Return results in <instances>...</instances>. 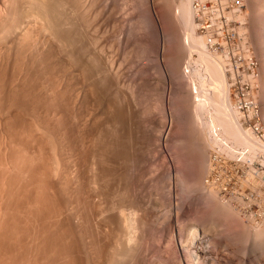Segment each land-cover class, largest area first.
<instances>
[{
    "label": "rangeland",
    "instance_id": "1",
    "mask_svg": "<svg viewBox=\"0 0 264 264\" xmlns=\"http://www.w3.org/2000/svg\"><path fill=\"white\" fill-rule=\"evenodd\" d=\"M29 1L33 0H0V116L3 114L7 122L6 126L0 117V165L3 163L0 183H4L0 184V264H264V218L244 214L206 183L211 145L200 121L209 119L210 111L197 108L194 86L200 80L197 74L191 75L192 69L189 75L186 71L192 64L195 68L199 66L201 74L206 73L203 65L195 63L198 54L190 55L185 28L178 21L176 11L181 0H46V5V1L34 0L33 9ZM50 1L56 2V7ZM189 1L191 4L192 0ZM244 3L238 19L245 23L241 21L238 32L253 63L239 61L244 65L240 66V77L232 90L250 92L261 109L264 130V36L261 33L264 28L260 31L264 26V0H244ZM47 5L49 11L45 10ZM30 8L32 12L38 9L36 14L33 12L35 15L42 12L43 25L39 13L38 18L30 15ZM55 8L62 12L58 19ZM63 13L67 14L65 18ZM142 16H148V21L142 20ZM192 17L195 22L193 9ZM44 18H50L51 25ZM27 19L38 26L29 23L30 26ZM52 19L58 22L55 20L53 24ZM22 22L26 25L22 26ZM39 24L43 28L47 26L46 32ZM28 25L34 31V36L31 34L34 40L39 32L40 41L36 44L33 38L30 41L33 46L27 44V37L23 40L22 33L28 32ZM195 31L199 35L197 26ZM48 52L51 54L47 55ZM36 58L42 60L38 62ZM224 73L231 88L229 76L225 70ZM231 101L234 105L233 98ZM58 106H62L61 111Z\"/></svg>",
    "mask_w": 264,
    "mask_h": 264
},
{
    "label": "built area",
    "instance_id": "2",
    "mask_svg": "<svg viewBox=\"0 0 264 264\" xmlns=\"http://www.w3.org/2000/svg\"><path fill=\"white\" fill-rule=\"evenodd\" d=\"M192 9L197 30L205 47L214 54L229 76L230 96L239 113L243 127L264 142L261 109L250 92L234 89L240 77L239 61L253 57L242 43L238 17L245 8L244 0H192ZM209 155V173L206 183L244 214L255 219L264 218V150L256 157L248 147L239 146L214 132ZM262 158L261 161L256 159Z\"/></svg>",
    "mask_w": 264,
    "mask_h": 264
},
{
    "label": "bare ground",
    "instance_id": "3",
    "mask_svg": "<svg viewBox=\"0 0 264 264\" xmlns=\"http://www.w3.org/2000/svg\"><path fill=\"white\" fill-rule=\"evenodd\" d=\"M17 1V0H16ZM24 1H26V0H24ZM34 1V0H33ZM32 1V2H33ZM43 1H46V0H43ZM47 1H49V0H47ZM47 1L45 2V5H46V3H47ZM59 1H61V0H59ZM72 1V0H71ZM70 1V2H71ZM76 1V0H75ZM3 2V1H2ZM30 2V1H29ZM28 2V3H29ZM32 2H30L29 4H32ZM37 2V1H36ZM41 2V1H40ZM50 2H52V1H50ZM50 2H48V4L50 3ZM63 2V1H62ZM69 2V1H68ZM141 2V1H140ZM144 2V1H143ZM148 2V1H147ZM25 3V2H24ZM27 3V4H28ZM38 3H39V1H38ZM44 3V2H43ZM55 3L56 2H54V4H53V2H52V4L54 5H52L51 4V7L53 6V8L54 7H56V5H55ZM72 3V2H71ZM74 3V2H73ZM78 3V2H77ZM76 3V4H77ZM7 4V3H6ZM14 4V3H13ZM12 4V5H13ZM17 4V3H16ZM26 4V3H25ZM26 4V5H27ZM28 4V5H29ZM34 4H36L35 3V1H34ZM34 4H32V5H30L31 6V8H32V6L34 5ZM76 4H73V5H76ZM140 4H142V2L140 3ZM4 5V4H3ZM42 5V4H41ZM40 5V6H41ZM57 5H58V3H57ZM68 5V4H67ZM66 5V6H67ZM73 5H71L70 4V6H73ZM78 5V4H77ZM91 5V4H90ZM93 5V4H92ZM103 5V4H102ZM134 5V4H133ZM136 5V4H135ZM9 6H10V4H9ZM13 6H15V5H13ZM12 6V7H13ZM19 6V5H18ZM17 5H16V7H18ZM39 6V7H40ZM43 6V5H42ZM59 6V5H58ZM79 6V5H78ZM84 6V5H83ZM88 6V5H87ZM142 6V5H141ZM23 7V6H22ZM27 7V6H26ZM34 7H35V5H34ZM38 7V9H43V8H39ZM61 7V6H60ZM64 7V6H63ZM177 7H179L178 9V11H176V12H179V14H178V18H179V20L178 21H181L182 22V24H181V26L183 25L184 26V28H185V30H184V28H183V26H182V28H183V30L185 31L184 33H185V40L188 42V48H189V50H190V52L189 53H191L190 55H194V54H192V53H196V54H198V58L195 60L196 62L195 63H199V65L201 64V65H203L204 66V70H205V73H206V75H204L203 73L201 74L199 71L201 70L200 68H198L197 66V68L198 69H200V70H198L197 68H195L194 66V68L191 66V65H188V67H190V69L189 70H187L186 72H187V74L189 75L190 73H191V69H192V74L191 75H198V77H199V80H200V82L198 81V77L197 78H195L194 80H196L197 79V81L199 82V83H193V84H195V88H194V95L197 97V100H195V101H198V102H196V103H198L197 104V108H199V109H202V108H204L205 109V111L206 110H208V112L210 113V118L209 119H206V120H203L202 119V121H200L201 122V126L203 127V130H205V132H207L206 133V135L208 134V136H209V141H210V145L212 144V141L211 140H213V135H214V132H221V134L224 136V137H226L227 139H229V140H231V141H233L234 143H236L237 145H239V146H243V147H248V148H250L251 150H252V152H253V155H254V157L256 156V153L259 151V149L261 150V148H262V146H263V150H264V142L263 141H261L256 135H254L252 132H250V131H248V130H245L242 126H241V124H240V122L238 121V113H237V111L235 110V108H234V105H233V103H232V101H231V96H230V90H229V86H228V81H227V76H226V74L224 73V70H223V67H222V65H221V63H220V61L218 60V58L214 55V54H212L206 47H205V44H204V40H203V38L201 37V36H199L197 33H196V22H194L193 20H192V7H191V4H190V1L189 0H181L180 1V3H179V6H177ZM19 8V7H18ZM21 8V7H20ZM24 8V7H23ZM31 8H30V10H31ZM47 8H50L48 5H47V7L45 8V10L47 9ZM62 8V7H61ZM77 8H79V7H77ZM85 8V7H84ZM92 8H94V7H92ZM96 8V7H95ZM141 8V7H140ZM14 9H15V7H14ZM27 9H28V7H27ZM33 9V8H32ZM37 9V8H36ZM38 9L36 10V11H38ZM51 9V8H50ZM57 9V12L59 11V9L58 8H55V10ZM66 9V8H65ZM71 9V8H70ZM70 9H68L69 11H70ZM7 10V9H6ZM11 10V9H10ZM16 10V9H15ZM22 10V9H21ZM26 10V9H25ZM34 10H35V8H34ZM33 10V12L35 13L36 11H34ZM44 10V9H43ZM48 10V9H47ZM52 10H54V9H52ZM54 10V11H55ZM73 10H75V8H73ZM79 10H80V8H79ZM86 10V9H85ZM122 10V9H121ZM262 10V9H261ZM20 11V10H19ZM49 11V10H48ZM60 11H62L61 9H60ZM76 11H78V10H76ZM82 11V10H81ZM132 11V10H131ZM144 11V10H143ZM16 12V11H15ZM28 13V11H25V13ZM30 12V11H29ZM31 12H32V10H31ZM31 13L30 15H32V17L34 16L35 18H38L39 16V20H41L42 22H40L42 25H43V22H44V20H42L43 18H42V14L40 15V13H42V12H38L39 13V16H37L38 15V13H37V15H35L34 13ZM44 12H46V11H44ZM51 12V11H50ZM71 12V11H70ZM85 12V11H84ZM87 12V11H86ZM11 13V12H10ZM14 13V12H13ZM47 13V12H46ZM49 13V12H48ZM52 13H54L55 14V12H52ZM59 13V12H58ZM58 13L56 14L57 15V19L60 17V13H62V12H60L59 13V15H58ZM74 12H72V14H73ZM76 13V12H75ZM101 13H102V11H101ZM148 13V12H147ZM261 13V12H260ZM17 14V13H16ZM21 14V13H20ZM29 14V13H28ZM34 14V15H33ZM50 14V13H49ZM54 14L52 15V16H54ZM66 14V13H65ZM64 13H63V16L65 15ZM69 14V13H68ZM93 14V13H92ZM141 14V13H140ZM142 14H143V12H142ZM141 14V15H142ZM22 15V14H21ZM23 15H25V14H23ZM47 15V14H46ZM51 15V14H50ZM67 15V14H66ZM74 15V14H73ZM72 15V16H73ZM77 15H78V13H77ZM88 15V14H87ZM86 15V16H87ZM91 15V14H90ZM89 15V16H90ZM144 15V14H143ZM16 16V15H15ZM27 17H28V15H26ZM48 17H49V15H47ZM68 16H70V14L68 15ZM67 16V18H69L70 19V17H68ZM81 16V15H80ZM79 16V17H80ZM98 16V15H97ZM104 16V15H103ZM193 16H194V13H193ZM10 17H13V16H10ZM24 17V16H23ZM21 18V19H25V18ZM29 17H31V16H29ZM28 17V18H29ZM33 17V18H34ZM43 17H44V14H43ZM143 17V16H142ZM141 17V18H142ZM145 17V16H144ZM143 17V19L142 20H144V21H148V16L147 17H145L144 18ZM253 17V16H252ZM263 17V16H262ZM0 18H1V16H0ZM6 18V17H5ZM9 18V17H8ZM17 18V17H16ZM47 18V17H46ZM46 18H44V19H46ZM53 18V17H52ZM55 18H56V16H55ZM64 18H65V16H64ZM63 18V19H64ZM78 18V17H77ZM81 18V17H80ZM87 18V17H86ZM99 18V17H98ZM243 18V17H242ZM255 18V17H254ZM20 19V20H21ZM38 19H36V21L38 22L39 20ZM133 19V18H132ZM240 19H241V17H240ZM245 19V18H244ZM262 19V18H261ZM1 20V19H0ZM9 20V19H8ZM31 20V18L29 19V21ZM33 20V19H32ZM56 19H52V23H53V21H55ZM65 20V19H64ZM73 20V19H72ZM80 20V19H79ZM78 20V21H79ZM88 20V19H87ZM150 20H152V18L151 19H149V21ZM256 20V19H255ZM254 20V21H255ZM263 20V19H262ZM261 20V21H262ZM22 21V20H21ZM23 21H25V20H23ZM27 21V23L29 24H33L34 22H28V19L26 20ZM35 21V20H34ZM46 21L48 22L49 21V25H51L50 23H51V21H50V18L47 20L46 19ZM57 22H58V20H56ZM55 21V22H56ZM59 21H60V19H59ZM144 21H142V22H144ZM242 22L244 21V20H241ZM260 21V22H261ZM264 21V20H263ZM6 22V21H5ZM13 22V21H12ZM11 22V23H12ZM64 22V21H63ZM71 22V21H70ZM105 22V21H104ZM145 22V23H146ZM17 23V22H16ZM23 23V22H22ZM26 23V22H25ZM39 23V22H38ZM81 23H83V22H81ZM98 23H99V20H98ZM137 23V22H136ZM243 23H245V22H243ZM2 24V23H1ZM19 24V23H18ZM29 24V25H30ZM34 24H36L37 25V23H34ZM33 24V25H34ZM41 24H39L40 26V29L41 28H43V27H41ZM44 24H46V23H44ZM54 24V23H53ZM65 24V23H64ZM75 24V23H74ZM103 24V23H102ZM147 24V23H146ZM262 24V23H261ZM260 24V25H261ZM6 25V24H5ZM8 25H9V23H8ZM11 25V24H10ZM13 25V24H12ZM22 26L23 25H26V24H21ZM28 25V28H27V26H26V28H27V31L28 32H25L24 30H25V28H24V32L22 33L21 32V30H18V32L20 31L21 33H22V35H24L23 36V38L24 37H27L26 38V42H27V44H29V46H33V42H35V44H36V42H39L40 40H39V30L37 31L38 32V34H37V32L35 31V35L37 34L38 36H35V40H34V38L32 37V35H33V30H32V27H30ZM32 25V26H33ZM47 25V24H46ZM69 25V24H68ZM81 25V24H80ZM84 25V24H83ZM142 25V24H141ZM154 25V24H153ZM245 25V24H244ZM262 25H264V23L262 24ZM4 26V25H3ZM35 26V25H34ZM38 26V25H37ZM62 26V25H61ZM75 26H77V25H75ZM74 26V27H75ZM107 26V25H106ZM156 26V25H155ZM6 27V26H5ZM65 27H67V25L65 26ZM71 27H73L72 25H71ZM84 27V26H83ZM89 27V26H88ZM87 27V28H88ZM91 27V26H90ZM138 27H139V25H138ZM142 27H144V26H142ZM4 28V27H3ZM7 28V27H6ZM10 28V27H9ZM12 28H14V27H12ZM36 28V27H35ZM45 28V29H44ZM43 29L45 30V32H46V28H47V26H45ZM52 28V27H51ZM69 28V27H68ZM75 28H79V27H75ZM81 28V27H80ZM95 28L97 29V28H99V27H96L95 26ZM264 28V26H261V29H260V31L262 30ZM15 29V28H14ZM17 29V28H16ZM33 29H34V27H33ZM37 29V28H36ZM48 29H49V26H48ZM53 29V28H52ZM55 29V28H54ZM60 29H61V27H60ZM59 29V30H60ZM64 29V28H63ZM66 29V28H65ZM64 29V30H65ZM71 29V28H70ZM69 29V30H70ZM122 29V28H121ZM130 29V28H129ZM144 29V28H143ZM29 30H32L31 32H29ZM35 30V29H34ZM42 30V29H41ZM74 30V29H73ZM92 30V29H91ZM12 31H13V29H12ZM15 31V30H14ZM49 31V30H48ZM47 31V32H48ZM51 31V30H50ZM63 31V30H62ZM67 31V30H66ZM66 31H64V33L66 32ZM72 30H70V32H71ZM75 31V30H74ZM73 31V32H74ZM263 31V30H262ZM9 32V31H8ZM7 32V33H8ZM41 32V31H40ZM53 32V31H52ZM59 32V31H58ZM69 32V33H70ZM152 32V31H151ZM25 33H27L28 35H26L25 36ZM43 33H44V31H43ZM62 33V32H61ZM67 33V32H66ZM112 33V32H111ZM262 33V36H264V31L263 32H261ZM12 34V33H11ZM32 34V35H31ZM42 34V33H41ZM73 34V33H72ZM75 34H76V32H75ZM79 34V33H78ZM95 34V33H94ZM151 34V33H150ZM260 34V33H259ZM7 35V34H6ZM54 35V34H53ZM56 35V34H55ZM62 35H64L63 33H62ZM68 35V34H67ZM77 35V34H76ZM2 36V35H1ZM34 36V35H33ZM70 36V35H69ZM75 36V35H74ZM120 36V35H119ZM118 36V37H119ZM129 36V35H128ZM37 37V38H36ZM40 37H42V35L40 36ZM44 37V36H43ZM48 37H50L51 38V36L50 35H48ZM47 37V39H49ZM64 37H66L67 38V36H66V34H65V36ZM64 37H61L62 39L64 38ZM146 37V36H145ZM2 38V37H1ZM33 38V39H32ZM54 38V37H53ZM72 38V37H71ZM87 38V37H86ZM89 38V37H88ZM183 38V37H182ZM7 39V38H6ZM14 39V38H13ZM21 39V38H20ZM31 39H32V41L33 42H30L31 41ZM37 39H38V41H37ZM56 39H57V37H56ZM61 39V40H62ZM65 39V38H64ZM117 39V38H116ZM23 40H25V38L23 39ZM43 40V38L41 39V41ZM53 40V39H52ZM57 40H60V39H57ZM66 40V39H65ZM68 40H69V38H68ZM67 40V41H68ZM71 40V39H70ZM69 40V41H70ZM45 41H47V40H45ZM49 41V40H48ZM74 41V40H73ZM72 41V42H73ZM140 41H141V39H140ZM7 42V41H6ZM11 42V41H10ZM20 42V41H19ZM29 42V43H28ZM54 42V41H53ZM56 42V41H55ZM54 42V43H55ZM60 42V41H59ZM85 42H87V41H85ZM264 42V41H263ZM8 43V42H7ZM24 44H26L25 43V41L23 42ZM22 43V44H23ZM30 43H32V44H30ZM45 43V42H44ZM74 43V42H73ZM77 43V42H76ZM81 43V42H80ZM26 44V45H27ZM52 44V43H51ZM56 44H57V42H56ZM64 44V43H63ZM67 44V43H66ZM65 44V45H66ZM69 44V43H68ZM70 44H72V43H70ZM186 44V43H185ZM46 45V44H45ZM53 45V44H52ZM55 45V44H54ZM53 45V46H54ZM89 45V44H88ZM103 45V44H102ZM182 45V44H181ZM29 46H27V47H29ZM41 46V45H40ZM39 46V47H40ZM59 46H60V44H59ZM64 46V45H63ZM78 46V45H77ZM77 46H75V47H77ZM101 46V45H100ZM149 46V45H148ZM42 47L44 48V45H42ZM41 47V48H42ZM71 47H73V46H71ZM70 47V48H71ZM74 47V48H75ZM9 48H10V46H9ZM15 48V47H14ZM19 48V47H18ZM55 48V47H54ZM150 48V47H149ZM181 48H183V47H181ZM5 49V48H4ZM3 49V50H4ZM34 49V48H33ZM36 49H37V47H36ZM36 49H34V50H36ZM39 49V48H38ZM37 49V50H38ZM46 49V48H45ZM48 49V48H47ZM58 49V48H57ZM64 50H65V48H63ZM93 49V48H92ZM186 49V48H185ZM2 50V49H1ZM8 50V49H7ZM41 50V49H40ZM52 50V49H51ZM94 50V49H93ZM11 51V50H10ZM17 51V50H16ZM62 51V50H61ZM67 51V50H66ZM72 51V50H71ZM71 51H69V53L71 52ZM78 51V50H77ZM81 51V50H80ZM92 51V50H91ZM141 51V50H140ZM185 51V50H184ZM34 52V51H33ZM45 52V51H44ZM50 52V51H49ZM48 52V54L47 55H50L51 53H49ZM11 53V52H10ZM30 53V52H29ZM32 53V52H31ZM35 53V52H34ZM37 53V52H36ZM39 53V52H38ZM37 53V54H38ZM40 53H42V51H40ZM46 53V52H45ZM54 53V52H53ZM61 53V52H60ZM76 53V52H75ZM90 53V52H89ZM93 53V52H92ZM104 53V52H103ZM3 54H4V52H3ZM26 54V53H25ZM57 54V53H56ZM55 54V55H56ZM65 54V53H64ZM78 54H80V53H78ZM88 54V53H87ZM9 55V54H8ZM30 55V54H29ZM32 55H33V53H32ZM58 55V54H57ZM75 55V54H74ZM94 55V54H93ZM95 55H96V53H95ZM110 55V54H109ZM152 55V54H151ZM154 55V54H153ZM35 56V55H34ZM39 56V55H38ZM60 56V55H59ZM62 56V55H61ZM101 56V55H100ZM184 56V55H183ZM189 56V55H188ZM7 57V56H6ZM18 57V56H17ZM21 57V56H20ZM27 57V56H26ZM33 57V56H32ZM31 57V58H32ZM44 57H46V55L44 56ZM67 57H68V55H67ZM69 57H70V55H69ZM73 56H71V58H72ZM103 57H104V55H103ZM106 57V56H105ZM192 57H194V56H192ZM25 58V57H24ZM55 58V57H54ZM96 58V57H95ZM191 58V57H190ZM5 59V58H4ZM29 59V58H28ZM49 59V58H48ZM51 59V58H50ZM64 59H66V58H64ZM70 59V58H69ZM138 59V58H137ZM144 59V58H143ZM176 59V58H175ZM25 60V59H24ZM31 60V59H30ZM29 60V61H30ZM36 60H38L37 58H36ZM36 60H34V61H36ZM42 60V59H41ZM41 60H38V62L39 61H41ZM52 60H53V58H52ZM80 60H82L81 58H80ZM140 60V59H139ZM155 60V59H154ZM3 61V60H2ZM44 61V60H43ZM58 61H60V60H58ZM63 61V60H62ZM70 61H71V59H70ZM69 61V62H70ZM132 61H135V60H132ZM27 62V61H26ZM32 62H33V60H32ZM55 62H56V60H55ZM67 62V61H66ZM130 62V61H129ZM180 62V61H179ZM31 63V62H30ZM29 63V64H30ZM34 63V62H33ZM58 63V62H57ZM84 63V62H83ZM82 63V64H83ZM94 63V62H93ZM189 63H190V61H189ZM16 64V63H15ZM21 64V63H20ZM25 64V63H24ZM60 64H62V63H60ZM64 64V63H63ZM85 64V63H84ZM103 64H105V62L103 63ZM194 64V63H193ZM196 64V65H197ZM26 65H28V64H26ZM38 65V64H37ZM56 65V64H55ZM54 65V66H55ZM59 65V64H58ZM67 65V64H66ZM88 65V64H87ZM90 65V64H89ZM25 66V65H24ZM65 66V65H64ZM63 66V67H64ZM93 66V65H92ZM179 66V65H178ZM11 67V66H10ZM15 67V66H14ZM13 67V68H14ZM28 67V66H27ZM33 67H35V66H33ZM81 67V66H80ZM84 67V66H83ZM202 67V66H201ZM5 68V67H4ZM37 68V67H36ZM35 68V69H36ZM50 68H52V67H50ZM61 68V67H60ZM67 68V67H66ZM69 68V67H68ZM76 68V67H75ZM78 68V67H77ZM114 68V67H113ZM179 68V67H178ZM43 69V68H42ZM46 69V68H45ZM70 69V68H69ZM99 69V68H98ZM104 69V68H103ZM188 69V68H187ZM203 69V68H202ZM53 70V69H52ZM55 70V69H54ZM73 70V69H72ZM82 70V69H81ZM178 70V69H177ZM15 71V70H14ZM33 71H35L34 69H33ZM48 71V70H47ZM63 71H64V69H63ZM77 71V70H76ZM87 71L89 72V70L87 69ZM93 71V70H92ZM91 71V72H92ZM169 71H170V69H169ZM183 71H185L184 70V68H183ZM17 72V71H16ZM44 72V71H43ZM50 72V71H49ZM81 72V71H80ZM95 72V71H94ZM102 72V71H101ZM141 72H142V70H141ZM1 73H2V71H1ZM184 73V72H183ZM70 74V73H69ZM68 74V75H69ZM81 74H83V73H81ZM93 74V73H92ZM141 74V73H140ZM174 74V73H173ZM186 74V73H185ZM4 75H5V73H4ZM17 75V74H16ZM15 75V76H16ZM28 75V74H27ZM26 75V76H27ZM39 75V74H38ZM51 75V74H50ZM56 75V74H55ZM54 75V76H55ZM73 75V74H72ZM84 75V74H83ZM87 75V74H86ZM88 75H90L89 73H88ZM113 75H114V73H113ZM112 75V76H113ZM180 75V74H179ZM183 75V74H182ZM204 75V76H203ZM1 76V75H0ZM91 76V75H90ZM185 76V75H184ZM3 77V76H2ZM8 77V76H7ZM25 77V76H24ZM41 77V76H40ZM40 77H39V79H40ZM58 77V76H57ZM88 77V76H87ZM116 77V76H115ZM193 77V76H192ZM13 78V77H12ZM26 78V77H25ZM35 77H33V79H34ZM59 78V77H58ZM81 78V77H80ZM187 78V77H186ZM188 78H189V76H188ZM62 79V78H61ZM133 79V78H132ZM174 79H176V78H174ZM185 79V78H184ZM17 80V79H16ZM15 80V81H16ZM48 80V79H47ZM57 80V79H56ZM88 80V79H87ZM92 80V79H91ZM191 80V79H190ZM193 80V79H192ZM9 81V80H8ZM52 81V80H51ZM55 81V80H54ZM58 81V80H57ZM90 81V80H89ZM110 81V80H109ZM136 81V80H135ZM19 82V81H18ZM17 82V83H18ZM44 82V81H43ZM68 82V81H67ZM88 82V81H87ZM86 82V83H87ZM107 82V81H106ZM55 83V82H54ZM57 83V82H56ZM55 83V84H56ZM70 83V82H69ZM81 83V82H80ZM26 84V83H25ZM29 84H31V83H29ZM43 84V83H42ZM49 84V83H48ZM63 84V83H62ZM47 85V84H46ZM65 85V84H64ZM19 86V85H18ZM53 86V85H52ZM60 86V85H59ZM77 86V85H76ZM75 86V87H76ZM87 86V85H86ZM91 86V85H90ZM93 86V85H92ZM97 86V85H96ZM67 87V86H66ZM72 87V86H71ZM99 87V86H98ZM101 87V86H100ZM164 87V86H163ZM13 88V87H12ZM22 88V87H21ZM27 88H28V86H27ZM42 88V87H41ZM53 88V87H52ZM64 88V87H63ZM70 88V87H69ZM78 88V87H77ZM76 88V89H77ZM82 88V87H81ZM102 88H104V87H102ZM110 88V87H109ZM43 89V88H42ZM88 89V88H87ZM112 89V88H111ZM1 90V89H0ZM50 90V89H49ZM61 90V89H60ZM92 90V89H91ZM96 90V89H95ZM99 90V89H98ZM110 90V89H109ZM20 91V90H19ZM39 91V90H38ZM58 91V90H57ZM62 91V90H61ZM85 91V90H84ZM116 91V90H115ZM193 91V90H192ZM14 92V91H13ZM64 92V91H63ZM62 92V93H63ZM79 92V91H78ZM87 92V91H86ZM54 93H56V91L54 92ZM61 93V92H60ZM85 93V92H84ZM193 93V92H192ZM19 94H20V92H19ZM47 94V93H46ZM53 94V93H52ZM81 94V93H80ZM80 94H78V95H80ZM109 94V93H108ZM12 95V94H11ZM22 95V94H21ZM54 95V94H53ZM53 95H52V97H53ZM102 95V94H101ZM106 95H107V92H106ZM4 96V95H3ZM2 96V97H3ZM20 96V95H19ZM72 96V95H71ZM83 96V95H82ZM161 96V95H160ZM17 97V96H16ZM37 97V96H36ZM85 97V96H84ZM106 97V96H105ZM122 97V96H121ZM24 98V97H23ZM61 98V97H60ZM108 98V97H107ZM163 98V97H162ZM195 98V97H194ZM17 99V98H16ZM77 99H80V98H77ZM94 99V98H93ZM135 99V98H134ZM4 100V99H3ZM51 100H54V99H51ZM87 100V99H86ZM90 100V99H89ZM104 100V99H103ZM163 100V99H162ZM6 101V100H5ZM35 101V100H34ZM80 101H81V99H80ZM113 101V100H112ZM158 101V100H157ZM37 102H38V100H37ZM119 102V101H118ZM4 103V102H3ZM15 103V102H14ZM17 103V102H16ZM98 103V102H97ZM129 103V102H128ZM153 103V102H152ZM0 104H2V103H0ZM19 104V103H18ZM65 104V103H64ZM88 104V103H87ZM39 105V104H38ZM52 105V104H51ZM119 105V104H118ZM159 105V104H158ZM164 105V104H163ZM1 106V105H0ZM34 106V105H33ZM46 106V105H45ZM65 106V105H64ZM100 106V105H99ZM103 106V105H102ZM108 106V105H107ZM133 106V105H132ZM155 106V105H154ZM161 106V105H160ZM59 107V106H58ZM98 107V106H97ZM163 107H165V106H163ZM2 108V107H1ZM14 108V107H13ZM12 108V109H13ZM57 108V107H56ZM61 108H62V106H61ZM60 107H59V109H58V111H61L60 109H61ZM64 108H66V107H64ZM101 108V107H100ZM196 108V109H197ZM36 109V108H35ZM69 109V108H68ZM203 109V110H204ZM4 110V109H3ZM75 110V109H74ZM161 110V109H160ZM9 111V110H8ZM72 111V110H71ZM87 111V110H86ZM89 111V110H88ZM97 111V110H96ZM127 111V110H126ZM198 111V110H197ZM5 112V111H4ZM3 112V113H4ZM47 112H48V109H47ZM67 112V111H66ZM77 112V111H76ZM143 112V111H142ZM202 112V111H201ZM1 113V112H0ZM27 113V112H26ZM46 113V112H45ZM57 113V112H56ZM85 113V112H84ZM118 113V112H117ZM159 113V112H158ZM199 113V111L197 112V114ZM207 113V112H206ZM10 114V113H9ZM24 114V113H23ZM83 114V113H82ZM208 114V113H207ZM206 114V115H207ZM3 114H1V116H2ZM5 115V114H4ZM22 115V114H21ZM45 115V114H44ZM50 115V114H49ZM63 115V114H62ZM87 115H88V113H87ZM0 116V117H1ZM46 116V115H45ZM56 116V115H55ZM65 116V115H64ZM80 116V115H79ZM79 116H77V117H79ZM141 116V115H140ZM145 116V115H144ZM198 116H199V114H198ZM197 117V116H196ZM200 117H201V114H200ZM199 117V119H201ZM204 117V116H203ZM2 118H3V116H2ZM72 118V117H71ZM76 118V117H75ZM118 118V117H117ZM135 118V117H134ZM133 118V119H134ZM166 118V117H165ZM4 119V123L6 124L7 122H6V120H5V118H3ZM3 119L1 120V121H3ZM8 119V118H7ZM79 119V118H78ZM124 119V118H123ZM84 120V119H83ZM114 120V119H113ZM7 121H9V119L7 120ZM76 121H78V120H76ZM136 121V120H135ZM17 122V121H16ZM25 122V121H24ZM164 122V121H163ZM52 123V122H51ZM119 123V122H118ZM121 123V122H120ZM9 124V123H8ZM60 124V123H59ZM96 124V123H95ZM164 124V123H163ZM166 124V123H165ZM40 125V124H39ZM45 125V124H44ZM98 125V124H97ZM2 126H3V124H2ZM1 126V127H2ZM6 126H7V124H6ZM5 125L3 126V127H6ZM9 126V125H8ZM11 126H12V124H11ZM37 126V125H36ZM46 126V125H45ZM61 126V125H60ZM88 126V125H87ZM110 126V125H109ZM78 127H79V125H78ZM90 127V126H89ZM14 128V127H13ZM38 128V127H37ZM47 128V127H46ZM52 128V127H51ZM56 128V127H55ZM92 128V127H91ZM5 129V128H4ZM11 129V128H10ZM20 129V128H19ZM164 129V128H163ZM6 130V129H5ZM8 130V129H7ZM6 130V131H7ZM11 130H13V129H11ZM18 130V129H17ZM64 130V129H63ZM76 130V129H75ZM92 130V129H91ZM165 130H166V127H165ZM52 131V130H51ZM121 131V130H120ZM16 132V131H15ZM64 132V131H63ZM83 132V131H82ZM160 132H161V130H160ZM12 133V132H11ZM70 133V132H69ZM26 134V133H25ZM34 134V133H33ZM102 134V133H101ZM174 134V133H173ZM5 135V134H4ZM16 135V134H15ZM18 135H20V134H18ZM60 135V134H59ZM68 135V134H67ZM76 135V134H75ZM85 135V134H84ZM87 135V134H86ZM91 135V134H90ZM116 135V134H115ZM163 135V134H162ZM179 135V134H178ZM17 136V135H16ZM46 136V135H45ZM58 136V135H57ZM81 136V135H80ZM83 136V135H82ZM102 136V135H101ZM1 137V136H0ZM53 137V136H52ZM175 137V136H174ZM6 138V137H5ZM4 138V139H5ZM207 138V137H206ZM3 139V138H2ZM10 139V138H9ZM28 139H30V138H28ZM43 139V138H42ZM50 139V138H49ZM155 139V138H154ZM18 140H20L19 138H18ZM24 140V139H23ZM22 140V141H23ZM41 140V139H40ZM61 140V139H60ZM115 140V139H114ZM128 140V139H127ZM140 140V139H139ZM178 140V139H177ZM208 140V139H207ZM1 141V140H0ZM37 141L39 142V139L37 138ZM45 141V140H44ZM65 141H67V140H64V142ZM259 141V142H258ZM21 142V141H20ZM41 142V141H40ZM47 142V141H46ZM117 142V141H116ZM129 142V141H128ZM158 142V141H157ZM208 142V141H207ZM5 143V142H4ZM16 143V142H15ZM44 143V142H43ZM54 143H55V141H54ZM143 143V142H142ZM180 143V142H179ZM13 144V143H12ZM59 144V143H58ZM261 144V145H260ZM24 145V144H23ZM26 145V144H25ZM60 145V144H59ZM79 145V144H78ZM81 145V144H80ZM160 145V144H159ZM209 145V146H210ZM6 146V145H5ZM8 146V145H7ZM87 146V145H86ZM92 146V145H91ZM208 146V147H209ZM19 147V146H18ZM24 147V146H23ZM39 147V146H38ZM66 147V146H65ZM26 148V147H25ZM33 148V147H32ZM48 148V147H47ZM60 148V147H59ZM96 148V147H95ZM3 149H4V147H3ZM3 149H1V150H3ZM16 149V148H15ZM8 150V149H7ZM39 150H40V148H39ZM38 150V151H39ZM75 150V149H74ZM88 150V149H87ZM125 150V149H124ZM4 151V150H3ZM19 151V150H18ZM22 151V150H21ZM24 151V150H23ZM33 151V150H32ZM46 151V150H45ZM208 151V150H207ZM80 152V151H79ZM97 152V151H96ZM122 152V151H121ZM14 153H15V151H14ZM20 153V152H19ZM19 153H17V154H19ZM37 153V152H36ZM60 153V152H59ZM80 154V153H79ZM119 154V153H118ZM183 154V153H182ZM16 155V154H15ZM46 155V154H45ZM87 155V154H86ZM2 156V155H1ZM18 156V155H17ZM80 156V155H79ZM90 156V155H89ZM107 156V155H106ZM22 157V156H21ZM66 157V156H65ZM73 157V156H72ZM15 158H17L16 156H15ZM25 158H26V156H25ZM57 158H59V157H57ZM62 158V157H61ZM19 159V158H18ZM22 159V158H21ZM20 159V160H21ZM34 159V158H33ZM141 159V158H140ZM23 160V159H22ZM2 161V160H1ZM15 161V160H14ZM62 161V160H61ZM60 161V162H61ZM74 161V160H73ZM83 161V160H82ZM20 162V161H19ZM22 162V161H21ZM47 162H48V160H47ZM179 162V161H178ZM16 163V162H15ZM58 163V162H57ZM56 163V164H57ZM77 163V162H76ZM81 163V162H80ZM116 163V162H115ZM181 163V162H180ZM22 164V163H21ZM43 164V163H42ZM46 164V163H45ZM90 164V163H89ZM1 165L3 166V163L1 162ZM0 165V166H1ZM5 165V164H4ZM19 165H20V163H19ZM38 165V164H37ZM47 165V164H46ZM76 165V164H75ZM104 165V164H103ZM10 166V165H9ZM16 166V165H15ZM22 166V165H21ZM41 166V165H40ZM61 166V165H60ZM63 166V165H62ZM79 166H81V165H79ZM88 166V165H87ZM127 166V165H126ZM131 166V165H130ZM204 166V165H203ZM6 167V166H5ZM17 167V166H16ZM25 166H23V168H24ZM38 167V166H37ZM51 167V166H50ZM205 167V166H204ZM8 168H11V167H8ZM8 168H7V170H8ZM21 168V167H20ZM45 168V167H44ZM47 168V167H46ZM83 168V167H82ZM2 169H4L5 170V168L4 167H2ZM17 169V168H16ZM128 169V168H127ZM141 169V168H140ZM206 169V168H205ZM10 170V169H9ZM15 170V169H14ZM19 170V169H18ZM71 170V169H70ZM86 170V169H85ZM0 171H1V169H0ZM11 171V170H10ZM75 171V170H74ZM101 171V170H100ZM104 171V170H103ZM2 172V171H1ZM6 172V171H5ZM12 172H13V170H12ZM26 172V171H25ZM29 172V171H28ZM38 172V171H37ZM61 172V171H60ZM8 173V172H7ZM15 173V172H14ZM99 173V172H98ZM131 173V172H130ZM137 173V172H136ZM140 173V172H139ZM204 173H205V171H204ZM1 174V173H0ZM25 174V173H24ZM101 174V173H100ZM120 174V173H119ZM141 174V173H140ZM151 174V173H150ZM6 175V174H5ZM11 175V174H10ZM13 175V174H12ZM118 175V174H117ZM3 176H4V173H3ZM27 176V175H26ZM36 176V175H35ZM68 176V175H67ZM66 176V177H67ZM113 176V175H112ZM179 176V175H178ZM1 177V176H0ZM9 177V176H8ZM13 177V176H12ZM22 177V176H21ZM25 177V176H24ZM29 177V176H28ZM31 177H33V176H31ZM69 177V176H68ZM86 177H87V175H86ZM85 177V178H86ZM2 178V177H1ZM5 178V177H4ZM10 178V177H9ZM49 178V177H48ZM79 178V177H78ZM101 178V177H100ZM104 178V177H103ZM112 178V177H111ZM12 179V178H11ZM5 181H7V180H5ZM41 181V180H40ZM48 181H49V179H48ZM56 181V180H55ZM87 181V180H86ZM94 181V180H93ZM98 181V180H97ZM105 181V180H104ZM120 181V180H119ZM187 181V180H186ZM9 182V181H8ZM13 182H15V181H13ZM50 182V181H49ZM53 182V181H52ZM181 182H183L182 180H181ZM184 182H185V180H184ZM193 182V181H192ZM201 182V181H200ZM59 183V182H58ZM70 183V182H69ZM97 183V182H96ZM1 185L2 184H4V183H0ZM67 184V183H66ZM184 184V183H183ZM183 184H182V186H183ZM186 184H187V182H186ZM199 184V183H198ZM0 185V186H1ZM43 185V184H42ZM84 185V184H83ZM86 185V184H85ZM190 185V184H189ZM5 186V185H4ZM18 186V185H17ZM135 186V185H134ZM181 186V185H180ZM186 186V185H185ZM202 186V185H201ZM14 187V186H13ZM50 187H52V185L50 186ZM69 187V186H68ZM88 187V186H87ZM91 187V186H90ZM93 187V186H92ZM101 187V186H100ZM103 187V186H102ZM104 187H106V186H104ZM125 187V186H124ZM133 187V186H132ZM196 187H198V186H196ZM35 188V187H34ZM53 188V187H52ZM109 188V187H108ZM120 188V187H119ZM7 189V188H6ZM186 189V188H185ZM2 190H4V189H2ZM9 190V189H8ZM15 190V189H14ZM34 190V189H33ZM180 190H181V188H180ZM211 190H213V189H211ZM39 191V190H38ZM45 191V190H44ZM80 191V190H79ZM104 191V190H103ZM55 192V191H54ZM75 192V191H74ZM101 192V191H100ZM114 192V191H113ZM122 192V191H121ZM214 192V191H213ZM2 193H3V191H2ZM7 193V192H6ZM48 193V192H47ZM51 193V192H50ZM57 193V192H56ZM55 193V194H56ZM82 193V192H81ZM87 193V192H86ZM108 193V192H107ZM107 193H106V195H107ZM110 193H112V192H110ZM187 193V192H186ZM16 194V193H15ZM63 194V193H62ZM94 194V193H93ZM100 194V193H99ZM109 194V193H108ZM117 194V193H116ZM184 194V193H183ZM211 194V193H210ZM216 193H214V195H215ZM2 195V194H1ZM0 195V196H1ZM7 195V194H6ZM30 195V194H29ZM49 195V194H48ZM43 196H45V194L43 195ZM85 196H86V194H85ZM94 196V195H93ZM105 196V195H104ZM108 196V195H107ZM123 196V195H122ZM209 196V195H208ZM12 198H14L13 196H11ZM34 197V196H33ZM37 197V196H36ZM42 197V196H41ZM60 197H62V196H60ZM77 197V196H76ZM103 197V196H102ZM214 197V196H213ZM45 198V197H44ZM49 198V197H48ZM52 198V197H51ZM118 198V197H117ZM123 198V197H122ZM134 198V197H133ZM208 198V197H207ZM210 198V197H209ZM20 199V198H19ZM34 199V198H33ZM41 199V198H40ZM66 199V198H65ZM64 199V200H65ZM106 199H107V197H106ZM111 199V198H110ZM2 200V199H1ZM8 200V199H7ZM38 201H40V200H38ZM45 201V200H44ZM79 201V200H78ZM77 201V202H78ZM117 201V200H116ZM211 201V200H210ZM216 201V200H215ZM62 202V201H61ZM87 202V201H86ZM112 202V201H111ZM110 202V203H111ZM7 203V202H6ZM53 203H54V201H53ZM103 203V202H102ZM122 203V202H121ZM120 203V204H121ZM25 204V203H24ZM32 204V203H31ZM45 204V203H44ZM123 204V203H122ZM141 204V203H140ZM8 205V204H7ZM10 205V204H9ZM35 205V204H34ZM50 205V204H49ZM56 205V204H55ZM60 205V204H59ZM73 205V204H72ZM216 205V204H215ZM223 205V204H222ZM11 206V205H10ZM13 206V205H12ZM26 206V205H25ZM40 206V205H39ZM42 206V205H41ZM47 207V206H46ZM116 207V206H115ZM9 208V207H8ZM18 208V207H17ZM43 208V207H42ZM55 208H57V207H55ZM224 208V207H223ZM230 207H228V209H229ZM35 209V208H34ZM46 209V208H45ZM61 209V208H60ZM108 209V208H107ZM227 209V210H228ZM15 210V209H14ZM39 210V209H38ZM59 210V209H58ZM116 210V209H115ZM225 210V209H224ZM43 211V210H42ZM52 211V210H51ZM96 211V210H95ZM137 211H139V210H137ZM8 212V211H7ZM69 212V211H68ZM113 212V211H112ZM120 212V211H119ZM212 212V211H211ZM223 212V211H222ZM12 213V212H11ZM37 213V212H36ZM228 213V212H227ZM42 214V213H41ZM49 214V213H48ZM91 214V213H90ZM115 214V213H114ZM213 214V213H212ZM229 214V213H228ZM43 215V214H42ZM63 215V214H62ZM104 215V214H103ZM6 216V215H5ZM21 216V215H20ZM32 216V215H31ZM47 216V215H46ZM92 216V215H91ZM90 216V217H91ZM105 216V215H104ZM39 217V216H38ZM103 217V216H102ZM157 217V216H156ZM27 218V217H26ZM40 218V217H39ZM50 218V217H49ZM61 218V217H60ZM88 218V217H87ZM122 218V217H121ZM138 218V217H137ZM162 218V217H161ZM209 218H210V216H209ZM111 219V218H110ZM1 220V219H0ZM11 220V219H10ZM51 220V219H50ZM126 220V219H125ZM29 221H31V220H29ZM61 221V220H60ZM101 221H102V219H101ZM111 221V220H110ZM106 222V221H105ZM108 222V221H107ZM106 222V223H107ZM116 222V221H115ZM114 222V223H115ZM6 223V222H5ZM37 223V222H36ZM72 223V222H71ZM117 223V222H116ZM150 223V222H149ZM51 224V223H50ZM80 224V223H79ZM92 224V223H91ZM2 225H4V224H2ZM7 225H9V224H7ZM24 225V224H23ZM61 225V224H60ZM72 225H74V224H72ZM94 225V224H93ZM117 225V224H116ZM33 226V225H32ZM134 226V225H133ZM153 226V225H152ZM159 226V225H158ZM36 227H39V226H36ZM126 227H127V225H126ZM148 227V226H147ZM252 227V226H251ZM1 228H2V226H1ZM0 228V229H1ZM33 228V227H32ZM92 228H93V226H92ZM24 229V228H23ZM65 229V228H64ZM105 229V228H104ZM146 229V228H145ZM256 229V228H255ZM47 230V229H46ZM45 230V231H46ZM252 230V229H251ZM11 231V230H10ZM36 231V230H35ZM44 231V232H45ZM73 231V230H72ZM142 231V230H141ZM140 231V232H141ZM232 231H233V229H232ZM27 232V231H26ZM52 232V231H51ZM255 232V231H254ZM257 233H258V231H256ZM262 232V231H261ZM24 233V232H23ZM30 233V232H29ZM36 233H38V232H36ZM102 233V232H101ZM130 233V232H129ZM152 233V232H151ZM169 233V232H168ZM256 233V234H257ZM264 233V232H263ZM263 233H260V235H262ZM255 234V233H254ZM8 235V234H7ZM155 235V234H154ZM153 235V236H154ZM1 236V235H0ZM112 236V235H111ZM119 236V235H118ZM63 237V236H62ZM158 237V236H157ZM235 237V236H234ZM255 237V236H254ZM261 237V236H260ZM26 238V237H25ZM83 238V237H82ZM104 238V237H103ZM115 238V237H114ZM130 238V237H129ZM256 238H257V240H260V238H258V234H257V236H256ZM256 238H255V240H256ZM28 239V238H27ZM65 239V238H64ZM160 239V238H159ZM163 239V238H162ZM7 240V239H6ZM115 240V239H114ZM152 240V239H151ZM22 241V240H21ZM36 241V240H35ZM262 241H264V240H262ZM28 242V241H27ZM86 242V241H85ZM105 242V241H104ZM123 242V241H122ZM1 243H3V241L1 242ZM129 243V242H128ZM182 243V242H181ZM262 243V242H261ZM6 244V243H5ZM16 244V243H15ZM85 244V243H84ZM89 244V243H88ZM125 244V243H124ZM123 244V245H124ZM155 244H157V243H155ZM212 244V243H211ZM233 244V243H232ZM257 244H259V243H257ZM12 245V244H11ZM10 245V246H11ZM66 245H67V243H66ZM116 245V244H115ZM9 246V245H8ZM82 245H80V247H81ZM85 246H86V244H85ZM127 246V245H126ZM134 246V245H133ZM257 246V245H256ZM260 246V245H259ZM12 247V246H11ZM87 247V246H86ZM95 247V246H94ZM2 248V247H1ZM0 248V249H1ZM19 248V247H18ZM64 248V247H63ZM88 248V247H87ZM99 248V247H98ZM139 248V247H138ZM143 248V247H142ZM256 248V247H255ZM259 248H261V247H259ZM262 249V248H261ZM14 250V249H13ZM47 250V249H46ZM60 250H62V249H60ZM78 250V249H77ZM69 251V250H68ZM143 251V250H142ZM149 251V250H148ZM205 251V250H204ZM18 252V251H17ZM84 252V251H83ZM260 252V251H259ZM5 253V252H4ZM3 253V254H4ZM87 253V252H86ZM128 254V253H127ZM144 254V253H143ZM150 254V253H149ZM132 255V254H131ZM2 256V255H1ZM190 256V255H189ZM56 257V256H55ZM116 257V256H115ZM162 257V256H161ZM260 257V256H259ZM263 257V256H262ZM72 258V257H71ZM74 258V257H73ZM85 258V257H84ZM99 258V257H98ZM113 258V257H112ZM122 258V257H121ZM136 258H137V256H136ZM143 258V257H142ZM150 258V257H149ZM19 259V258H18ZM58 259V258H57ZM108 259V258H107ZM164 259H165V257H164ZM3 260V259H2ZM99 260V259H98ZM123 260V259H122ZM126 260V259H125ZM167 260V259H166ZM26 261V260H25ZM60 261V260H59ZM73 261V260H72ZM175 261V260H174ZM15 262V261H14ZM51 262V261H50ZM117 262V261H116ZM127 262V261H126ZM10 263V262H9ZM36 263V262H35ZM88 263H89V261H88ZM8 264V263H7ZM14 264V263H13ZM67 264V263H66ZM71 264H72V262H71ZM74 264V263H73ZM97 264V263H96Z\"/></svg>",
    "mask_w": 264,
    "mask_h": 264
}]
</instances>
